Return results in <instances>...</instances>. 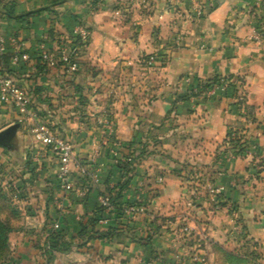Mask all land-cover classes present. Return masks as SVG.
Instances as JSON below:
<instances>
[{"label":"crops","instance_id":"0c3cea01","mask_svg":"<svg viewBox=\"0 0 264 264\" xmlns=\"http://www.w3.org/2000/svg\"><path fill=\"white\" fill-rule=\"evenodd\" d=\"M12 3L18 14L48 8L24 18L0 13V76L9 66L30 98L26 109L0 98V132L13 119L23 120L14 142L24 138L27 151L9 157L12 167L23 164L24 176L17 173L21 221L10 233L6 264H181L185 224L192 230L189 245L200 247L206 261L209 252L214 264L217 251H229L220 236L231 225L198 220L201 207L187 200L195 191L186 185L183 165L218 163L216 151L242 115L221 92L180 97L198 79L243 77L259 120L256 134L264 141V39L253 40L257 19L264 24V0H0V7ZM79 26L90 32L80 72L72 75L57 58L43 60L42 49L57 53L60 40ZM18 51L29 53V60L13 64ZM149 54L166 61L149 65ZM8 118L12 122L4 125ZM36 127L70 139L76 159L89 165L94 178L83 176L75 162L74 189L61 188L58 158L31 134ZM128 150L140 158L123 196L104 212L108 223L99 219L82 231L100 195L126 179L115 155ZM244 162L234 156L227 164L238 170ZM221 175V194L241 204L243 189ZM130 203L143 206L132 213ZM243 224L251 233L257 223L246 218ZM109 227L113 234L102 237Z\"/></svg>","mask_w":264,"mask_h":264},{"label":"rangeland","instance_id":"374dc122","mask_svg":"<svg viewBox=\"0 0 264 264\" xmlns=\"http://www.w3.org/2000/svg\"><path fill=\"white\" fill-rule=\"evenodd\" d=\"M244 84L246 89L245 81ZM249 106L251 104L247 100L243 112L237 108L239 115H242V121L234 125L233 138L238 142L233 144L230 138H227L223 148L216 151L217 164L184 163L183 165L187 177L186 185L190 190L195 191L188 195L187 200L195 201L201 207V211L197 214L198 220L212 226L218 223V227L222 228L231 225L220 236L221 238L226 236L227 240L224 238L222 243L228 248L227 252L230 255L224 251H217L218 259L216 258L214 264H264V141L256 134L258 129L255 124L259 121L257 112L253 106H251L253 109ZM13 120L14 124H19L18 129L24 124V121L19 118ZM2 122L4 125L9 124L12 118L3 119ZM23 140L24 138L16 140L15 149L0 145V264L7 262L8 250L9 255L11 253L10 233L12 231H8V226L14 228L21 221L16 200L22 194L23 188L18 184L17 173L23 177L24 166L15 164L16 166L12 167L10 163L13 161L9 157H12L14 152L20 158L25 155L26 148L23 146ZM226 152L231 155L229 157L237 156L245 161L238 170L228 167L229 157L226 161H222L221 157ZM220 173L230 176L227 185L235 188L238 186L239 190L243 189L242 194L245 197L241 204L232 201V197L221 194L223 186L219 183ZM212 188L216 190L212 191ZM246 218L257 223L251 233L243 224ZM229 220L231 224H227ZM6 237L9 245L6 243ZM209 250L210 248L207 247L206 251ZM233 254L238 257L233 259L231 257ZM207 257V264H211L209 252Z\"/></svg>","mask_w":264,"mask_h":264},{"label":"built area","instance_id":"2783aa9c","mask_svg":"<svg viewBox=\"0 0 264 264\" xmlns=\"http://www.w3.org/2000/svg\"><path fill=\"white\" fill-rule=\"evenodd\" d=\"M213 7V4L210 3ZM202 5H198L199 10H202ZM90 32L84 26H79L76 28L71 36L63 38L60 40L58 46V52L52 53L42 49L40 56L43 60H54V58L59 59L62 62L66 69L70 71V73H75L81 69L80 62L78 61L79 55L82 47L89 40ZM264 39V32H262L259 28H255L253 40L258 43H261ZM30 58L29 53L25 51L16 52L12 58L11 62L13 64H20L28 61ZM145 61L149 64L155 63H164L166 58L164 55L158 54H149L145 57ZM230 80L224 81L221 85H215L207 92L199 95L204 97V95L215 94L216 92H221L222 94L228 89ZM236 93L232 94H224L226 96L232 97L234 102L238 103V108L240 112H243L245 109V104L247 103L248 94L245 89L244 81L237 80L236 82ZM192 92H197V88L194 87ZM0 98L5 103H10L15 105L16 107L26 109L28 105H30V98L28 96L27 91L18 83V81L11 75L9 72L5 71L0 76ZM246 115L247 113H242ZM34 137L36 140L41 141L45 146H48L52 149V151L56 154L58 158V171H57V179L58 183L64 190H73L75 183L71 174V164L77 163L79 164V171L83 176L88 178H94V172L87 164H82L79 162L74 154L73 143L70 139L65 138L59 134V132L50 131L44 127H36L34 130ZM135 154L131 153V150L126 152L125 155L116 153L115 155V164L119 165V163L124 162H136ZM162 180V178H160ZM215 188H212V191H215ZM218 191L220 189H217ZM137 200H140V196H137ZM99 203L104 206L105 213H110L113 211L115 205L111 200L110 194L103 193L99 197ZM140 204L139 202H137ZM137 203H130L127 205V211L134 212L139 210L142 206H139ZM103 223H108V217L104 216L100 219ZM58 223L54 224L55 228H58ZM179 237L184 244L182 249L181 264H186V260L189 259L193 264H207L204 253H202V249L197 246H190L189 241L192 237V230L190 225L185 224L180 227Z\"/></svg>","mask_w":264,"mask_h":264},{"label":"trees","instance_id":"16d2710c","mask_svg":"<svg viewBox=\"0 0 264 264\" xmlns=\"http://www.w3.org/2000/svg\"><path fill=\"white\" fill-rule=\"evenodd\" d=\"M46 8H48V7L28 11L26 13L18 14L15 12V4L12 3V5L9 8H6L4 6L0 7V13H5L8 16L13 17V18H24V17L37 15L41 12V10L46 9ZM257 21H258L257 28H259L262 32H264V24L262 23V19L258 18ZM88 42H89V40L87 41L86 46H87ZM86 46L84 45L82 47L81 52H83L85 50ZM38 60L40 63V61H41L40 58ZM78 61L80 62L81 66H85V62L80 57H79ZM4 63L6 64V61H4ZM8 71L13 73V70L11 68H9V66H8ZM80 71H81V69L75 73H72V75H76ZM242 79H243V77L235 76V75H228V76L215 75V76L207 78V79H198L196 84L194 86H192L190 88V90L184 96H181L180 98L189 99L191 96H199V95L207 92L209 89H211L215 85H221L224 81H227V80H230V83H229L228 89L225 91L224 94L234 95L236 93V83L235 82L237 80H242ZM194 87L197 88V92H192V89ZM76 89L79 90V87H76ZM233 108H234V110L238 111V109H237L238 103L234 102ZM249 108L253 109L251 106H249ZM233 133H235L234 127L230 125L228 128L227 137L230 138V140L234 144V143H237L238 141L234 140ZM0 145L4 146L1 142H0ZM128 151H130V150H128ZM131 153L135 154V151L131 150ZM125 154H126V152L123 155H125ZM135 156L137 159L136 162L132 161V162L119 163L118 167L121 169V171L123 172V175L126 177V179L119 185L118 189H110L109 191H107V193L110 194L111 200L115 206L117 205V201L123 196L124 189L129 186L130 180L132 178V172L134 171L136 163L139 161L140 154H135ZM96 212L92 217H90V218L86 219V221H84L82 231H86L88 226L93 228L94 225L96 224V222H98L99 219H101L102 217L105 216L104 206L101 204H98V206L96 208ZM13 229H14L13 227L8 226V231H13ZM112 234H113V228L109 227L101 233V236L108 238ZM6 243H7V237H6ZM7 245H9V243H7ZM51 247L54 249H57V250L61 249L57 244H53V243L51 244ZM65 249H67V248H65ZM225 253L229 254V252H225ZM7 254L8 255L6 257V261L8 260V257H9V250H8Z\"/></svg>","mask_w":264,"mask_h":264},{"label":"water","instance_id":"95a60500","mask_svg":"<svg viewBox=\"0 0 264 264\" xmlns=\"http://www.w3.org/2000/svg\"><path fill=\"white\" fill-rule=\"evenodd\" d=\"M18 126L19 124H12L10 125L8 128H6L4 131L0 132V142L5 146V147H8V148H14L15 147V142H14V138L12 139V144L9 143V142H6L5 140H2V135L4 133H8V132H12L13 133V136L15 135L17 129H18Z\"/></svg>","mask_w":264,"mask_h":264},{"label":"flooded vegetation","instance_id":"af4514ba","mask_svg":"<svg viewBox=\"0 0 264 264\" xmlns=\"http://www.w3.org/2000/svg\"><path fill=\"white\" fill-rule=\"evenodd\" d=\"M1 138H2V140H5L6 142L11 143L14 136H13L12 132H8V133H4Z\"/></svg>","mask_w":264,"mask_h":264}]
</instances>
